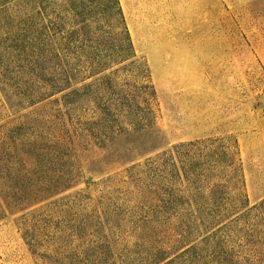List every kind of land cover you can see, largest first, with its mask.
<instances>
[{"label": "rangeland", "instance_id": "1", "mask_svg": "<svg viewBox=\"0 0 264 264\" xmlns=\"http://www.w3.org/2000/svg\"><path fill=\"white\" fill-rule=\"evenodd\" d=\"M119 1L148 72L116 76L129 91L150 75L152 131L123 121L128 132L113 142L78 136L58 96L31 100L33 76L1 68L0 152L36 162L25 174L16 159L22 174L5 181L16 207L0 218V264H264L262 217L242 210L223 228L195 221L188 205L169 202L184 175L164 162L174 146L217 140L240 161L248 208L264 200V0ZM59 11L50 4L47 21L62 51L71 39L113 44L110 19L92 11L86 36L55 27ZM101 88L84 94L108 93Z\"/></svg>", "mask_w": 264, "mask_h": 264}, {"label": "trees", "instance_id": "2", "mask_svg": "<svg viewBox=\"0 0 264 264\" xmlns=\"http://www.w3.org/2000/svg\"><path fill=\"white\" fill-rule=\"evenodd\" d=\"M50 4L60 8L55 27L63 29V26H69L72 31L86 36L90 30L92 11L98 14L100 23L110 19L117 30L113 44L107 47L102 41L71 39L62 51L58 37L61 30L52 39L51 26L47 21ZM75 25L80 27L75 29ZM122 63L126 64L91 83H84ZM134 66L136 69L133 70ZM1 68L33 76L31 80L37 90L33 91L31 100L43 101L58 96L55 101H61L68 120L78 124V136L87 134L98 140L113 142L117 136L128 132L121 124L123 121L134 131L144 133H150L154 126L155 90L150 75L139 85L138 82L132 85L133 89L129 91L122 88L116 76L124 69L131 73L148 72L146 62L139 59L134 50L119 0H0ZM95 85L108 93L96 96L93 92L84 94L85 89H92ZM149 88L152 92L148 91ZM85 99L93 108L89 109L91 120L84 121L83 125ZM165 155L164 162L173 169L181 165L184 175L180 186L173 185L175 193L169 195V202L188 205L195 221L213 226L219 223L216 228H223L226 225L222 224L229 220L230 214L235 215L242 210L245 213L239 217L254 213L264 220V200L248 208L240 161L228 145L217 140L190 142L174 146ZM20 158L23 159L20 164L25 165V174L30 173L29 165L33 166L36 162L34 157L0 152V201L6 206L3 208L0 204V218L14 210L11 207H16L13 198L4 196L3 192L8 177L15 180L21 176L22 171L14 165ZM256 257L262 261L263 254Z\"/></svg>", "mask_w": 264, "mask_h": 264}]
</instances>
